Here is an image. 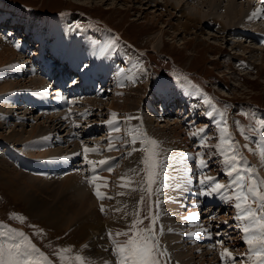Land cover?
Segmentation results:
<instances>
[{"label": "rangeland", "instance_id": "1", "mask_svg": "<svg viewBox=\"0 0 264 264\" xmlns=\"http://www.w3.org/2000/svg\"><path fill=\"white\" fill-rule=\"evenodd\" d=\"M197 1L0 0V49L2 46L1 44H4L3 42L5 38H7V44H9V41H11L10 44H13L15 47V49H12V52H16L17 54V59L14 60L13 63V71L16 70L14 73L11 71L13 67L10 68V66H8L9 63L3 62L6 60L0 61V88L5 86V84L2 83L3 81H18V83H16L18 86L15 84L13 86L16 88L15 92H19L21 88L26 90V86H28V83H26L27 76L29 77L30 75H33V72L35 74H37V72H42V52H45L46 56H48V53L50 52V54L53 56V60L58 57L60 58V56L64 59L67 58L70 60V57L75 58L77 47L78 51L81 50L82 54L87 58V50L91 51L90 54L92 57L91 59L88 58L89 60L87 59V65L84 62V57H81V66H77L78 72H76L74 75H70L69 72H72L70 70H73V67L72 69L68 70L69 72L67 71L66 76L69 75V79L67 78V85L70 87L76 85L78 79L82 75L86 79V82L93 87L90 91L91 93L88 92L90 93V96H97V98L100 101H103V103H96V106L92 110L89 109V113H82L83 115L80 114L79 116L72 113V111H69V116H65L66 118L68 117L67 119L72 120V123H69V129L67 130L71 133H63L66 139H63V141L65 140L66 143H62L61 146H66L68 144L72 145V141L78 140L79 148L77 149L76 147L75 149L77 144H75L74 147H71L74 151H71L70 154L75 155V157L77 156V162H75L74 166H71L70 169L67 166L63 173H67L66 176H70L74 172H79L78 174L82 177L84 175V177L91 175L89 176V180H92L91 185L94 184V186L96 185L97 187V182H100L101 185L103 184V191L101 190V187H97L99 188L97 189L94 186L90 187L86 185L88 180L87 182L84 181L86 183L83 184L84 188L85 186L86 188L88 187V189L85 188L87 195L90 192L89 190L93 189L91 190L90 195L93 196L92 198H94V200L95 198L97 199L98 209L96 208V210L99 211V213H101V204L104 205L106 213H101L102 217H106L108 205L113 204L114 198L116 196H120L121 194L123 195L125 190H132V193L134 194L133 198L136 197V207L141 201V197H144V203L139 205V217L143 220L141 227L147 226L151 223L149 219H144L146 214H150L152 219L155 220L153 227L156 241H158L159 248L164 253L169 248L165 242L160 241L161 238L158 236V228L156 227V223L159 222H157L156 218L161 215L160 207L164 203H169V201L166 202L170 195L167 191L168 189H171L170 176L175 178V176H173V173L175 172V165L180 163L181 166L186 168L195 167V174L198 172L195 164L191 161L186 163L184 158L186 153H196L202 149L197 147L198 137L193 139L192 133L196 132L198 129L208 126L206 136H209L210 133L214 132V130H217L216 122L221 119L220 113H224L227 119L228 130L230 133L232 132V135L235 137L234 139L241 150L240 154L245 158L248 164L258 172L259 177L264 179V167H262L264 166V163L261 161L258 150L256 154H252L244 148L245 144H249L253 149L257 148V145L252 144L250 139L247 137L255 139L262 138L259 129L261 128L260 121L264 120V58H261L260 53L264 52V38L260 37H264V11H262L260 16L257 18L250 20L249 16L256 12L257 9L264 10V0H235L236 2L231 0L230 4L228 2L229 0ZM173 4L178 8L172 9L171 5ZM163 5H167V11H164ZM192 5L195 6V10L202 12V16L201 14L198 15L196 11L194 12V10L190 11L193 9ZM208 5L209 7H207ZM225 5H229L231 8H233V14H235L233 15L234 18L233 16H230L229 18H227L226 15L224 17L222 16L224 14ZM246 8L248 14L247 18L244 16V18H246L244 23L247 24H240L238 26L237 24L241 21L242 10ZM182 10L186 12L187 16L190 17V14L192 13L196 16H199L202 19V22L208 21V23H203V25L201 22L198 30H195V28L191 27L186 32H182L181 30L178 31L177 29L174 30L171 27L176 26L180 20L182 22L185 18L184 16L180 17ZM168 12H171L172 15L168 16ZM161 14L162 16L160 17L159 15ZM158 16L161 20H157ZM211 19H213V21ZM167 21L171 22L169 26H165ZM221 21H226L228 23L230 22V26L228 24V26H226L227 28L225 32H220V34V28L218 25ZM216 22L218 23L216 24ZM14 26L18 27L20 30L18 31V29H16L14 31ZM249 28L252 29V32ZM241 30L248 31L249 33L243 32ZM11 32H14L13 35H9ZM117 33L119 34L118 36L121 38V41L115 37ZM67 34L70 36H67ZM254 37L255 39H253ZM73 42L75 44H73ZM66 43L68 45H66ZM116 43L118 49H116L114 53L113 48ZM17 44L19 47H16ZM109 44L113 54V57L111 58V60L114 61L112 66L113 68L111 67L110 70L109 67H106V65L102 63L100 65V72L103 73H98L94 65L95 63L99 62V57H103L102 53L105 54L107 50H110ZM232 46L235 47V50H233V52H235L234 54L231 51ZM244 46L247 49L246 53H242ZM101 47H105V52H101ZM251 47L255 49L254 52H249ZM123 52L127 54H123ZM104 56L106 57V54ZM105 57L101 59H105ZM49 61H47V63H49ZM63 64L64 63H62L61 66H63ZM69 64L74 66L75 63L69 61ZM115 65L116 67H114ZM133 65H138V67L134 68ZM56 68L58 72L64 70L62 67ZM121 68H125L124 73H118L117 70ZM30 69V74L27 75ZM144 70H146V74ZM91 72L96 73L93 81L89 80V73ZM100 76L102 77L100 78ZM46 77L49 80V83H53L54 85L58 84L56 82V71L54 72L53 77L50 78L51 80L48 76ZM131 77L137 78L135 83L132 82ZM34 80H38V78L34 77ZM73 81H75V84ZM180 85L187 86L188 91L185 92L184 86L180 87ZM34 88L36 90V87ZM74 88H77V90L80 88L83 89L80 86ZM64 91L61 96L64 94L62 99L65 101L63 102L64 106H66L68 104L69 98ZM83 91L86 92L84 89ZM130 91L132 93L135 92V94H132ZM159 91L163 92L159 93ZM181 91L185 93H182L181 95ZM99 93H101L100 96ZM159 94H166L167 96L161 101H153V103L151 101L148 102V99L154 98L153 96L156 95L159 97ZM85 96L89 95L85 94ZM179 96H181L180 99ZM205 96L212 100V103L218 110L214 112L213 120H209L203 115L206 107L203 104V99ZM124 98H128L125 102L128 103L127 106L131 108L130 110H124L122 108L121 104H123ZM112 100H114L116 103L115 110L113 111L118 114L117 120L120 122V132L111 131L109 126L106 124V121L112 118L111 113L113 111L108 110L110 109V103ZM116 100H118L121 104L119 103L118 105V101ZM144 103L146 104L145 106H143ZM157 105L162 109H159ZM55 108L56 107H54V109L50 107V110L54 111ZM59 110L63 111L62 109ZM151 110H153V112ZM179 110L180 112H178ZM208 110L212 111V108H208ZM151 113L157 117H154L152 123L145 122L148 121L145 115L149 116ZM191 115L193 117H190ZM85 116L88 118L85 119ZM129 116L136 117L138 119L128 120L127 117ZM158 116L161 118L162 122L158 121ZM11 117L12 116L10 114L7 115V118ZM83 120H86L85 123H80L83 122ZM31 121H27L28 124ZM193 122L194 127L192 126ZM234 122H239L240 126L245 129V134H241V132L237 130ZM76 125L78 127H76ZM7 126H10V124L8 123ZM152 127L158 131L162 129L161 133L165 136V138L168 137L170 139L169 143L167 144V140H165L163 144V142L158 137H156L157 135L153 134L154 130H152ZM253 128L257 130L253 131ZM26 129L28 131V126ZM44 129L47 128L42 129L41 126L39 127V135L43 134ZM129 129H135V131L129 134ZM0 131V152L4 156L3 150L5 149V144H2V141L6 140L10 143H16L18 135L15 132L9 134H7L8 132L4 133L5 131H3V129ZM56 131L54 133V140H52V142H56L58 144V141H56V136L58 139L60 133H57ZM177 131L180 135L172 139L173 133L175 134ZM145 133L146 136L143 135ZM125 135H127L129 139L131 138V135L140 137V139H138L136 142L137 146H121L120 141L114 139L112 140V143L114 142L113 144L116 145V147L111 151L108 150L109 145L107 141L110 137L115 138ZM180 136L182 138H180ZM184 137L188 143L186 145H183L182 143V139ZM104 138H107L108 140H105ZM61 140L59 141L61 142ZM150 140L156 141L157 144L155 146L148 145V141ZM212 140L215 139L210 138L208 140L210 141L209 144ZM52 142L49 143L52 144ZM144 146L152 147L154 151L160 153L161 167L159 170L158 183L152 185L151 195H149L147 191V176L144 170V165L141 163L143 157L145 156V152L141 151L140 149ZM86 147L89 149L94 148L95 150L93 149V151L85 154L84 149ZM68 148L70 149V147ZM133 148L138 151L137 162L139 170L138 172L140 175H130L129 171L127 176H122L120 168L122 167V164L125 160H129L128 156L131 155H129V153H133ZM4 151L6 154L5 158L11 164L14 163L12 166L15 165L14 167L24 172V168H26V162L28 163V159L21 158L20 160L18 159V161H13L12 158L8 157V150L5 149ZM31 152L35 151L31 150ZM85 155L87 156V160L93 158L91 161L97 163L108 160L112 166V169L115 168L117 171L120 170V175L122 177H127L128 181L125 183L126 186L119 173H113L115 169L114 171L112 170L111 173L107 170H102L99 172V174H103V172H105L108 178L106 176L102 179H99L101 177V175H99L95 178L96 180L93 179V173L91 167H89L85 161ZM164 156L166 159H164ZM207 156L208 155H205V159ZM177 158H180L182 163L178 162ZM207 161L210 164L213 160L209 159ZM132 165L130 167L131 169L137 167L136 163L134 166ZM210 168L213 169L215 173L219 171L216 170L217 168L214 165H211L208 169ZM170 169L172 170L170 171ZM153 171H155V169H153ZM207 171L208 170L205 169L203 175L206 174ZM216 176L219 181L222 182L224 180L223 182H228V180H226L227 177L223 172L219 171L214 177ZM137 177L140 183L135 182V178ZM121 182L123 183L121 184ZM47 186L49 187L40 186L35 183L33 191L35 198H45V200L43 199V204H41L42 209H47L53 206L57 207L58 205L56 203L61 204L66 199H73V194L71 193L74 191V186H71L72 188H66L64 185L61 187L62 189H59L57 186L52 187V185L49 183ZM193 187L194 195L197 197L195 200L198 202H194L192 206L195 207L197 206L196 204L199 203V206L204 208L200 209L198 206L197 208H194L192 206L190 207V205H188L187 208L189 207L191 209H198L197 214L199 215V218L202 219L204 218V216L202 217L203 212L205 213L206 209L211 208L212 212H209V214L211 213L213 215L211 217L215 216V221H213L212 226L207 228L204 225V228L206 229H200L202 231L201 235H199V239L197 238L195 242V244H198V246H206L201 247L203 253H206L205 259L203 258L204 256L199 255L201 251L199 253L197 251L196 253H193V256H190L187 254V251L181 250L180 248V250H178V247H175L178 244H175L173 245V248H177L175 256L174 254L170 255V262H168L167 257H164V254L161 257L162 261H164L165 264H185V261L187 264H225V262L222 263L220 252H222L224 248H228L231 250L232 256L236 258L237 264H252V261L248 260L244 255L248 252V245L243 239L244 234L242 229L238 227L234 218H231L232 215L229 212L231 210L236 214L235 208L230 210L227 209L228 207L223 208L221 202H218L219 200L223 201L220 196H214V198H216L215 200H218L217 202L215 201V204L217 205L213 206V204H210V206L205 202V204L202 206V202L200 201L201 199L196 195L199 191L200 185L196 183V185ZM193 187L189 188V190L193 191ZM13 189L10 187H4L0 182V244H2L6 250L4 257L5 260L8 259V246L11 243H18L21 240V238L16 236L14 232H9V229H14L16 232H23L25 236H27L28 239L41 252L53 260L54 264H59V260L54 254L55 251L63 247L72 248V252L66 254L69 259H66L65 264H77V262L74 260L76 254H80L82 257H85L86 264H99V262H97V258L91 254L90 248L84 247V245H88L86 242L87 239L78 237V235L74 232V229L77 228L74 226V224L68 226H59L54 225L53 223L50 224L42 217L33 216L27 209L26 204L23 201H20L21 199H12L10 193H13ZM172 189H174V187ZM75 191L73 193H75ZM96 191H99L102 195L112 197V199H98L95 195ZM210 197L211 196L205 197V199L212 200ZM189 201L192 200L189 199ZM224 203L226 202L224 201ZM170 205H172V208H174L177 206V203L163 205V207L165 206V210L167 212ZM253 207H255V205H253ZM221 208L223 209V212H221ZM129 210L132 213L134 211L133 208L130 207L128 208V211ZM167 212L162 215L166 214L165 216H168L169 213ZM200 213L202 214L200 215ZM13 214H15L16 218L13 217ZM179 214L180 215L175 217L176 219L173 217V221L178 220L179 216L182 215V212ZM209 214L207 217H210L211 214ZM19 217H23V221H21ZM131 217L132 218L128 220L127 224L131 223L133 216ZM225 221L228 223L225 224ZM172 224H169L170 228L174 225L180 226L182 225V220H179V224L175 222H172ZM179 228L180 230H183L182 227H178V234ZM161 230H163V228ZM102 231L105 232L104 229H102ZM183 233L184 235L189 236L186 230H183ZM104 235L105 234L103 233V236ZM163 236L162 237L164 239L167 238V236L169 237L168 232H164ZM179 237L180 235L178 238ZM118 239H123V237H119ZM192 239L194 240L193 237ZM182 240L189 241V239H185L184 237ZM221 241L223 243H221ZM107 243L111 245L110 241H107ZM162 243L166 244L167 246H163ZM183 243H179L180 246L183 245ZM231 243L235 244L232 245ZM188 246H190V244H185L184 248L187 249ZM212 246L213 249L211 248ZM175 248L173 250H175ZM213 250L214 254L211 253ZM169 253L171 254L170 249L166 255L169 256ZM107 254L110 258H113V252L109 251ZM214 255H216V257H213ZM34 259L39 260V255L35 254ZM226 264H231V261H227Z\"/></svg>", "mask_w": 264, "mask_h": 264}, {"label": "bare ground", "instance_id": "2", "mask_svg": "<svg viewBox=\"0 0 264 264\" xmlns=\"http://www.w3.org/2000/svg\"><path fill=\"white\" fill-rule=\"evenodd\" d=\"M198 1H200V0H198ZM228 2L230 4L231 0H229ZM234 2H236V1L234 0ZM246 2H248V1H246ZM208 4H210V3H208ZM225 6H226V8H225ZM225 6H224V14L222 15L223 17L226 15L227 18H229L230 16L235 15V14H233V11H234L233 8H231L229 5H225ZM192 7H193V9H191L190 11L194 10V12L196 11V13L198 15L201 14V16H202V12H199V11L195 10V6L194 5H192ZM207 7H209V5ZM212 7H213V5H212ZM171 8L172 9H176L178 7H176L173 4V5H171ZM164 11H167V5L164 6ZM191 14H190V17H189V16L186 15V12H184L182 10L181 14H180V17L184 16L185 17L184 20L182 22L180 20V22H178L176 24V26H172L171 28H173L174 30L177 29L178 31L181 30L182 32H186L190 27L191 28H195V30H198V28L201 25L202 19L199 16H196L195 14H192V15ZM247 14H248L247 8L242 10L241 21H240V23L237 24L238 26L240 24H245L244 21L247 18ZM171 15H172L171 12H168V16H171ZM159 16L161 17L162 14L159 15ZM159 16L157 17V20H161ZM244 16L246 18H244ZM204 17H206V16H204ZM233 18H234V16H233ZM231 19H232V17H231ZM211 20L213 21V19H211ZM206 22L208 23V21H203L202 24L206 23ZM170 23H171L170 21H167L165 26H169ZM217 23L218 22H216V24ZM228 24L230 26V22L228 23L226 21H224V22L221 21L220 24L218 25L219 28H220L219 33L220 32L224 33L226 28H227L226 26H228ZM257 27H259V26H257ZM4 28H5V26H4ZM14 28H15V29H13L14 31L16 29H18V27H16V26H14ZM202 29H203V27H202ZM249 29L252 32V29L251 28H249ZM19 30L20 29H18V31ZM241 31H243V30H241ZM67 32H69V31H67ZM243 32H248V31H243ZM13 33L14 32H11L9 35H13ZM64 33H65V31H64ZM229 33H230V31H229ZM231 33H232V31H231ZM68 35L69 34H67V36ZM118 35L119 34L117 33L115 37L119 41H121V38H119ZM60 36H59V39H60ZM260 38H264V37H260ZM253 39H255V37ZM105 40H106V38H105ZM6 41H8L7 38H5V40L3 42L4 44H1L2 46H1V49H0V61L6 60V61H3V62L9 63L8 66H10V68L13 67L11 71H12V73H14L16 70L13 71V69H14L13 63H14V60L17 59V56H16L17 54H16V52H12V49H15V47H14L13 44H10L11 41H9L10 45L7 44ZM39 41H40V38H39ZM95 41H96V39H95ZM117 43H118V41H117ZM117 43H116V45L113 48L114 49V53H115L116 49H118ZM73 44H75V43L73 42ZM106 44H107V42H106ZM66 45H68V44L66 43ZM260 45H262V44H260ZM95 46H96V44H95ZM111 46L113 47L112 44H111ZM245 46L242 49V53H246V51H247ZM92 47H93V45H92ZM109 47H110V44H109ZM81 49H82V47H81ZM101 49H102V47H101ZM103 49H105V47ZM253 49L254 48L251 47V49H249V52H254L255 49L254 50ZM120 50H121V48H120ZM233 50H235V47L232 46L231 47V51L233 52ZM87 52H88V54H87L88 58L91 59V57H92L91 54H90L91 51L87 50ZM42 53H41L42 54V67H41L42 72L41 73L37 72V74H35L33 72V75H30L29 77L27 76L26 83H28V86H26V90L21 88L19 92H15L16 88L13 87V86H14V84L16 85V83H18V81H14V82L3 81L2 83L5 84V86L0 88V130L3 129V131H5L4 133L8 132L7 134L15 132L18 135L16 143L12 142V141H11L12 143H10L9 141L5 140V141H2V144H5L4 145L5 149L8 150V157L12 158L13 161H16V160L18 161V159L20 160L21 158L22 159H26V158L28 159V163L26 162V168H24L25 170L23 169L24 170V172H23V171L18 170L16 167H14L15 165L12 166V164H14V163L11 164L5 158V156H6L5 151H4L5 149L3 150L4 156L0 152V182H1V184L4 187H10L11 189H13V188L15 189V191L13 189V193H10V196L12 197V199H14V198L21 199L20 201H23L26 204L27 209L29 210V212L33 216L42 217V218L46 219L50 224L53 223L54 225H59V226H66V225L68 226V225H71V224L73 225L74 224V226L77 227V228L74 229V232L78 235V237H82V238H86L87 239L86 242L89 245L91 254L94 257L97 258V262H99V264H115V260L117 259L115 254L113 253L114 254L113 258H110L108 256V254H107V252H109V251L105 250V249H111V247H112V245H109L107 243V241H109V239L107 237V230L108 229H112L113 232H115L118 229H124L125 228L128 220L130 218H132L131 217L132 216V212L130 211L131 209L128 211V208L130 207V208H133V210H135V208H136V205H135L136 204L135 203L136 197L133 198L134 194L132 193V190H129V191L125 190L123 192L124 193L123 195L121 194L120 196H116L114 198L113 204L108 205L107 215H106V217H102L101 213H99V211L96 210V208L98 209L97 199L95 198V200H94V198H92L93 196L90 195V192L93 189L89 190L90 192L87 195L86 189H88V187L86 188V186H85L86 189L83 187V184H85L87 182V180H89V178H90L89 176H91V175H88L86 177H84L85 176L84 175L82 177L81 175L78 174L79 172H74L70 176H66L67 173H63V171L67 168V166L70 169L71 166L73 167L74 163L77 162V159H76L77 156L75 157V155L70 154V152L74 151L73 148H71V147H74L75 144H77L75 146V149H76V147H77V149L79 148L78 147V140L72 141V145L68 144L66 146L65 145L61 146L62 143H64V142L66 143V141H65L66 139H65V136L63 135V133L64 132L71 133V132H69L67 130L69 129V123L70 122L72 123V120L71 119H67L68 117L67 118L65 117V116H69V114H68L69 111H72V113L80 116V114H82V113H86V112L89 113V111L92 110L96 106L95 105L96 103L101 104V103H103V101H100L97 98V96L96 97L95 96L94 97L90 96V93H91L90 91H91V89L93 87L89 83L86 82V79L82 75L78 79V82H77L76 85H74L72 87L67 85V81L69 79V75L66 76L67 71L72 69V67H73V70H70L72 72H69V71L68 72L70 73V75L76 74V72H78L77 66H81L80 65V58L81 57H84V62L87 65V59L88 58L85 57L82 54L81 50L78 51V47L76 49V53L74 52L76 54L75 58L70 57V60H68L67 58L64 59L61 56H60V58L59 57L58 58L54 57L55 60H53V56L50 54V52L48 53V56H46L45 52H42ZM124 53L125 52H123V54ZM234 53L235 52H233V54ZM41 54H40V56H41ZM102 54H103L102 55L103 57H105L104 55L106 54L105 59H101L103 57H99V62L95 63V65L93 64L95 69L98 71V73H103V72H100V70H101L100 69V65L102 63L104 65H106V67H109V69H110L113 66V62H114V61L111 60V58L113 57L111 47H110V50H107L105 54L104 53H102ZM125 54H127V53H125ZM260 55H261V58H264V52H261ZM35 56H36V54H35ZM106 58L109 60L110 63L108 62V60ZM47 61H49V63H47ZM69 61L75 63L74 66H71L69 64ZM62 63H64L63 66H61ZM56 67H62V69H64V70H61L60 72H58ZM114 67H116V65ZM7 70H8V68H7ZM30 71H31V69L28 71L27 75L30 74ZM55 71L57 73V77H56L57 78L56 82L58 83L57 85L56 84L54 85L53 83H49V80L46 77V76H48L49 79H50L51 77H53ZM129 71H131V70H129ZM17 72H18V70H17ZM86 73H88V72H86ZM89 75H90L89 80L93 81L96 73L95 72H91V73H89ZM12 76H14V75H12ZM62 76H66V77H62ZM34 77L38 78V80H34ZM101 77L102 76H100V78ZM9 78H11V77H9ZM125 78H126V76H125ZM12 80H15V79H12ZM23 80H25V79H23ZM0 84H1V80H0ZM16 86H18V85H16ZM79 86L82 87L86 92H84L83 89H81V88L79 90H77V88L76 89L74 88V87H79ZM183 86L184 85H180V87H183ZM34 87H36V90H35ZM63 91L66 93V95L68 96L69 101H70V102L68 101V104L66 106H64L63 102H65V101L62 99L64 94H63V96H61ZM184 91L185 92L188 91L187 86H184ZM88 92H90V93H88ZM161 92H163V91H159V93H161ZM185 92L181 91L180 93L182 95V93H185ZM133 93L135 94V92H133ZM85 94H87L89 96H85ZM4 95H5V97H4ZM100 95H101V93H99V96ZM159 95H160L159 97L156 95V96H153L154 98L148 99V102L151 101L153 103V101H156V102L158 100L161 101L163 98H165L167 96L166 94H164V95L159 94ZM180 98H181V96H179V99ZM81 99H84V100H81ZM127 99L124 98L123 104H121L118 100H116V101H118V105L120 103L124 110H128V109L130 110L131 109V108H129L127 106L128 103L125 102ZM9 102H11V103H9ZM75 103H78V104H75ZM145 105L146 104L144 103L143 106H145ZM115 106H116V103L114 102V100H112L111 103H110V109H108V110H110V111L115 110ZM132 106H133V104H132ZM50 107H52L53 109H54V107H56V108L53 111V110H50ZM157 107L159 109H162L158 105H157ZM59 109H62L63 111H61ZM157 110H155V111H157ZM79 111H80V113H79ZM151 111L153 112V110H151ZM159 112H162V111H159ZM178 112H180V110ZM9 114L12 116L11 118H7V115H9ZM87 116H85V119L88 118ZM145 116H146V119L148 120V121H145V122H150V123L153 122L154 117H157L156 115H153L152 113L149 114V116L148 115H145ZM190 117H193V116L191 115ZM157 119H158L159 122H162L161 118L159 116H158ZM6 120H8V121H6ZM29 120L30 121L32 120V121L28 124L27 121H29ZM85 121L86 120H83V122H80V123H85ZM8 123L10 124V126H7ZM172 123H174V122H172ZM73 125H74V123H73ZM11 126H12V128H11ZM27 126L29 128L28 131L26 129ZM40 126H41L42 129L43 128H47V129H44L43 134H41V135H39V131H38ZM76 127H77V125H76ZM49 130H51V131H49ZM152 130H154L153 134L157 135L156 137H158L163 142V144H164L165 140H167V144L169 143L170 139L168 137L165 138V136L161 133L162 129L160 131H158L157 129H154L152 127ZM55 131L57 133H60L59 136H58V139H57V136H56V141H58V144L56 142H52V140H54L53 138L55 137V135H54ZM215 134L218 135V131L217 130H214V132L210 133L209 136H205V139L209 140L210 138H213ZM178 135H180L178 131L175 134L173 133L172 139H174ZM231 135H232V132H231ZM43 136H44V138H43ZM161 136H162V138H161ZM4 137H6V136H4ZM10 138H12V137H10ZM45 138H46V140H45ZM180 138H182V137L180 136ZM63 139H65V140L63 141ZM104 139L108 140L107 138H104ZM199 139L200 138L198 137V142H199ZM59 140H61V142ZM182 141H183L182 142L183 145L188 144L186 142V138L185 137L182 139ZM49 142H52V144L49 143ZM217 142L218 141L216 139L212 140L211 143L209 144V148L208 149H201L200 151L206 152V155H208L206 160H209V159L213 160L212 163H210V164L208 163V168L211 165H214L217 168L216 170L217 171L219 170L221 172L220 166H219V159L211 156V146L215 145ZM79 143H80V141H79ZM136 146L137 145L135 144L134 147H136ZM68 147H70V149ZM93 149H92V151H93ZM31 150H33L35 152H31ZM137 155H138V151L136 150V152H135V150H134L133 153H131V155L128 156L129 160H125L123 162L122 167L120 168L121 172H122V174H121L122 176L123 175L127 176L128 172H129V169H131L130 167H131V165L133 163L137 164V167L134 168V169H137V171H139L138 170V162H137L138 161V156ZM94 158H95V156H94ZM109 158H111V157H109ZM164 159H166L165 156H164ZM90 160H93V158L90 159ZM177 161L182 163L180 158L179 159L177 158ZM24 164H25V162H24ZM134 164L132 166H134ZM262 167H264V166H262ZM86 168H88V167H86ZM114 169H113V171H114ZM210 169H207L208 171H207L206 174H204V176H213L214 177L219 172L218 171V172L215 173L213 171V169H211V170ZM171 170L172 169H170V171ZM194 170H195V167L194 168L193 167L192 168L191 167L186 168V167L181 166L180 163L175 165V172L173 171L174 172L173 176H175V178H172L170 176L171 182L168 181V182H170L171 189L170 190L168 189V191H167L170 195H169V198L166 200V202L169 201V203H167V204L164 203L163 205H168L170 203H177V206L174 207V208H172V205H170V207L168 206L169 210L167 212L165 210V206L163 207V205H162L160 207L161 215H159L156 218L157 222H159V223H156L157 224L156 227L158 228V230H157L158 236L161 238L160 241L165 242L168 246L166 244L162 243L163 246H167L171 250V254L169 253V256L166 255V254H168V250L169 249H167V251H165V253H164L165 254L164 257L165 256L167 257L168 262H170L169 261L170 255L174 254V256H175V252L177 250V248H175V247H178V250L181 249V250L187 251L188 252L187 254L190 255V256H193V253H196L197 251H198V253L201 251L199 255L200 256H204L203 258L205 259L206 253H203V250L201 249V247H206V246H204V245L198 246V244L196 245L195 242H196L197 238L199 239V235H201L202 231L200 229H203L204 225L207 228L212 226L213 225V221H215V219H210L209 216L207 217L209 212H212L211 208L210 209H206L205 208L206 209L205 213L204 212H203V214L200 213V215L202 214V217L204 216L203 219L199 218L198 221H190V220H185L184 219L185 217L189 216L190 213H197L198 212V209H191L189 207L187 208L188 205H190V207H191L194 202H198V201L195 200V198H197V197L194 195V187L193 186H195L196 183H198L197 180H196V174H195ZM121 172H120V170L117 171L115 169V171L113 173L114 174L119 173V175H120ZM83 173H85V172H83ZM132 174H135V173L130 172V175H132ZM99 175H101V177L99 179H102L103 177L107 176V174H105V172H103V174L100 173ZM122 176H121V178H123V182L125 184L126 181H128V179H127V177H122ZM107 178H108V176H107ZM132 179H133V177H132ZM120 180H122V179H120ZM84 181H86V182H84ZM223 181L222 182L220 181V182L221 183H225ZM123 182H121V184ZM135 182H139L138 177L135 178ZM35 183L40 185V186H46V187H49V186H47L48 183H49V184L52 185V187L57 186L59 189H62L61 187L64 186V185L66 186V188L74 186V191L75 190L76 191H75V193H73L74 191L71 193V194H73L72 195L73 199H66L61 204L56 203L58 205L57 207L53 206V207H49L47 209H42L41 208V204H43V199L45 200V198L42 195L41 196L43 197V199L41 197L35 198V196L33 195ZM163 183H164V181H163ZM86 185H88L90 187L94 186V184L91 185L90 183H86ZM102 185H101L100 182H97V187H101V190H102ZM125 186H126V184H125ZM94 187H96V185ZM173 187H174V189H172ZM192 187H193V191H190L189 188H192ZM97 189H99V188H97ZM139 195H140V193H139ZM199 198L201 199L200 201L202 202V206L205 204V202H206V204H209V205L210 204H213V206L217 205V204H215V201H216L215 199L216 198H214V196L210 197L212 200H206L205 196H199ZM189 199H191L192 201H189ZM218 202H221V205L223 206V208L228 207L227 208L228 210L234 208L233 206L229 205L228 203H224V201L219 200ZM196 205H198V207L200 209L204 208V207L203 208L200 207L199 203H197ZM192 207H194V206H192ZM194 208H197V206H195ZM116 209H120V211H116ZM125 212H127L128 215L125 216ZM165 212L169 213V215L168 214H167L168 216H165L166 214L162 215ZM181 212H182V215L179 216L178 220L173 221L174 219H176L175 217L180 215L179 213H181ZM221 212H223L222 208H221ZM229 212L232 215L231 218H234V216L236 214L234 212H232L231 210ZM211 216H213V215L211 214L210 217ZM173 217H174V219H173ZM179 220H182V225H180V226H175L174 225V226H171V228H170L169 224H172V222L173 223L175 222V223L179 224ZM235 222L237 223V225L240 223V222H238L236 220H235ZM178 227H182V229L184 231L186 230L187 234L195 232V233H197V235L195 237H193L194 238V240H193L192 236L184 235L183 230H180V228H179V234H178V232H177L178 231ZM162 228H163V230H161ZM102 229H104L105 232L102 231ZM204 229H206V228H204ZM166 231L168 232L169 237L167 236V238L164 239L163 238L164 237L163 233L166 232ZM103 233L105 234L104 236H103ZM179 235H180L181 238L180 237L178 238ZM204 236H205V234H204ZM183 237L185 239H189V241L182 240ZM179 243L180 244L183 243V245L180 246ZM175 244H178V245L175 246L174 247L175 250H173L174 249L173 245H175ZM185 244H190V246H188L187 249H185L184 248ZM234 244H232V245H234ZM169 245H171V246H169ZM211 248L213 249V246ZM211 253L214 254V250ZM183 256H185V255H183ZM213 257H216V255H214ZM171 258H172V256H171ZM191 259H192V257H191ZM184 263L187 264L186 261ZM192 263H193V261H192Z\"/></svg>", "mask_w": 264, "mask_h": 264}, {"label": "snow or ice", "instance_id": "3", "mask_svg": "<svg viewBox=\"0 0 264 264\" xmlns=\"http://www.w3.org/2000/svg\"><path fill=\"white\" fill-rule=\"evenodd\" d=\"M264 11L262 9H257L256 12L249 16V19L257 18L260 13ZM78 27V26H77ZM114 43V42H113ZM16 47H19L17 44ZM104 49H101L103 52ZM133 67H138V65H133ZM118 73H123L125 70L123 68L117 70ZM146 74V70H144ZM132 82H136V77H131ZM75 84V81H73ZM203 104L206 106L203 113L209 120L214 119V112L218 111L212 100L207 96L203 99ZM208 108H212L209 111ZM83 115V114H82ZM117 113H111V119L106 121L111 131L120 132L119 127L120 122L117 120ZM221 119L216 122L218 135L214 136L218 142L211 146V156L219 159V166L221 172L227 177V183H221L217 177L204 176L203 172L208 169V161L205 159L206 152L197 151L196 153H186L185 162L191 161L195 164L198 172L196 173V180L200 185L197 196H220V198L233 206L236 210V215L234 220L240 222L238 227L242 229L243 239L248 245V252L244 254L246 258L252 261V264H264V179H261L258 172L252 168L245 158L240 154L241 150L238 147L234 137L228 130L227 119L224 113H220ZM128 120L138 119L136 117L129 116ZM235 127L241 134H245V129L240 126L239 122H234ZM261 128V139L250 138L252 144L257 145L256 149H253L249 144H245L244 148L250 153L256 154L257 150L259 152L261 161L264 162V120L260 121ZM194 127V122L192 123ZM78 127V126H77ZM253 131L257 129L253 128ZM129 134L134 132L135 129H129ZM208 126L198 129L196 132L192 133V138L195 139L199 137V142L197 143L198 148L208 149L209 141L205 139L207 135ZM146 136V133L143 134ZM119 140L121 146L135 145L140 137L136 135H131L129 139L127 135L109 138L107 141L109 144V151L113 150L116 145L112 143V140ZM156 141H148V145L155 146ZM133 150H136L133 148ZM145 152L141 163L144 165V170L147 176V191L149 195L152 192V185L158 183V176L160 170V153L153 150L152 147L144 146L140 149ZM92 151V149L85 148L84 153ZM131 153H129L130 155ZM222 158V159H221ZM87 164L91 167L93 173V179L99 176V172L102 170H107L111 172L112 166L108 160L93 162L87 160ZM166 166V164H165ZM155 169V171H153ZM174 170V169H173ZM136 175H140L137 169L129 170ZM88 183H92V180H88ZM98 199H112L102 195L99 191L95 192ZM144 197H141V201L138 203L137 207L132 213L133 219L131 223L126 224L125 229H118L113 232L112 229L107 230V237L112 245L111 249H105L106 251H111L115 254L117 259L115 264H165L161 257L164 252L159 248L158 241H156L154 235V224L155 220L152 219L150 214H146L144 219H149L151 223L147 226L141 227L143 220L139 217V205L144 203ZM251 201V202H249ZM255 205V207H253ZM198 206V205H197ZM120 211V209H116ZM100 212L105 213L106 209L103 204L100 206ZM128 215L125 212V216ZM15 217V214H13ZM210 219H215V217H209ZM23 221V217H19ZM185 220L198 221L199 215L197 213H190L189 216L184 218ZM225 224L228 222L225 221ZM206 231V230H205ZM9 232H14L16 236L21 238L18 243H11L7 248L8 259L5 260V248L0 244V264H54L53 260L41 252L23 232H16L14 229H9ZM188 235L195 237L197 233H188ZM123 237V239H118ZM221 243H223L221 241ZM85 248L89 247L84 245ZM72 252L71 247H63L55 251V256L59 260V264H65L66 259H69L66 254ZM38 254L40 259L35 260L34 255ZM220 257L222 262L231 261V264H237L236 258L232 256L231 251L228 248H224L220 252ZM74 260L77 264H86V258L82 257L80 254H76Z\"/></svg>", "mask_w": 264, "mask_h": 264}]
</instances>
